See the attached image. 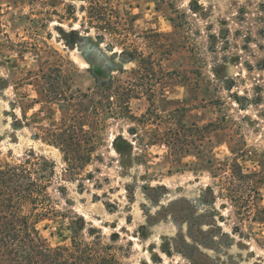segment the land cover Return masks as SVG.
Returning <instances> with one entry per match:
<instances>
[{
  "label": "rangeland",
  "instance_id": "rangeland-1",
  "mask_svg": "<svg viewBox=\"0 0 264 264\" xmlns=\"http://www.w3.org/2000/svg\"><path fill=\"white\" fill-rule=\"evenodd\" d=\"M0 28V168L56 164L50 247L264 264V0H0ZM61 59L69 103L35 83ZM61 129L90 157L76 176Z\"/></svg>",
  "mask_w": 264,
  "mask_h": 264
},
{
  "label": "trees",
  "instance_id": "trees-1",
  "mask_svg": "<svg viewBox=\"0 0 264 264\" xmlns=\"http://www.w3.org/2000/svg\"><path fill=\"white\" fill-rule=\"evenodd\" d=\"M6 39L7 35L0 28V50ZM23 46L24 50L28 49L26 43H22ZM60 61L62 65L55 70L47 69L49 73L40 70L35 75V83L41 94H47L46 100L69 103L68 93L62 91L65 80V77L62 80V74L66 66H73V63ZM59 77L61 81H58ZM99 87L109 89L111 81H105ZM81 128L84 130L83 125ZM72 133L71 129L54 133L53 144L62 152L70 174L76 176L90 157L81 152L82 146L75 144L78 140ZM119 139H115V145ZM55 169L53 161L33 152L20 163H7L0 168V264H106V259L99 257L89 245L82 246L74 239L71 249L52 248L42 236L39 224L62 213L49 191Z\"/></svg>",
  "mask_w": 264,
  "mask_h": 264
}]
</instances>
